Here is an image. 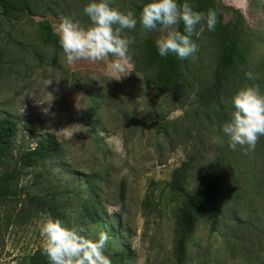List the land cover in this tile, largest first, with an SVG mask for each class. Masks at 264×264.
<instances>
[{"label":"rangeland","instance_id":"374dc122","mask_svg":"<svg viewBox=\"0 0 264 264\" xmlns=\"http://www.w3.org/2000/svg\"><path fill=\"white\" fill-rule=\"evenodd\" d=\"M35 2L36 13L10 20L0 15V119L18 124L14 157L0 161V174H18V196L0 205V264H23L42 248L43 211L31 196L56 205L67 215V226L83 227L87 236L106 231L108 249L123 253L117 264H177L180 200L170 182L185 162L193 165L191 190L206 175L217 176L222 208L216 231L211 221L199 219L185 264H264V136L246 155L240 146L233 151L222 132L234 95H222L217 104L209 94L225 50L217 30L204 25L199 38L192 37L199 50L188 58L186 84L157 94L146 74L164 66L155 45L160 33L139 23L150 0H109L137 19L135 29L122 31L134 43L131 72L120 80L107 61L69 65L63 50L47 42L39 28L47 19L56 31L62 17L87 28L91 22L83 9L91 0ZM185 2L195 11L216 10L236 28L241 67L264 79V0ZM48 133L61 143L62 158L21 169L20 153ZM87 198L96 202L98 223L83 217Z\"/></svg>","mask_w":264,"mask_h":264},{"label":"clouds","instance_id":"9594fccd","mask_svg":"<svg viewBox=\"0 0 264 264\" xmlns=\"http://www.w3.org/2000/svg\"><path fill=\"white\" fill-rule=\"evenodd\" d=\"M83 11L90 19V26L86 28L74 18L62 17L56 29L67 63L107 61L114 79L120 80L131 72L129 48L134 41L122 36V31L136 28L134 12L120 11L110 6L109 0H91ZM181 21L183 33L178 30ZM218 22L216 10L195 11L189 3L179 4L178 0H150L143 6L139 20L145 31L160 33L155 41L160 57L175 53L180 59L194 57L199 46L192 37L198 39L204 25L208 31H215ZM197 26H201L200 31ZM246 76L256 79L251 71ZM231 103L233 110L222 132L233 151L240 146L247 155L264 136V93L259 85H248L234 94ZM217 142L222 144L223 139ZM39 228L42 254L49 264H112L107 254L110 236L106 231L92 238L84 234L83 227L70 228L44 212L40 214Z\"/></svg>","mask_w":264,"mask_h":264},{"label":"trees","instance_id":"16d2710c","mask_svg":"<svg viewBox=\"0 0 264 264\" xmlns=\"http://www.w3.org/2000/svg\"><path fill=\"white\" fill-rule=\"evenodd\" d=\"M178 3L183 4L185 0H178ZM36 8L35 0H0V15L7 20L20 14L36 13ZM202 10L203 7L201 6L200 11ZM218 21L216 30L225 45V50L214 73V85L209 91L214 103L220 104L219 100L222 95H234L237 92L235 86L241 84H257L260 86L261 92L264 93V79H248L246 73L250 71L249 68L247 66L241 67L244 57L239 50L240 40L237 29H230L228 24L219 17ZM38 25L46 41L56 49L63 50L59 42V34L55 31L52 23L44 19L39 21ZM178 30L181 33L184 32L182 21L178 25ZM187 71L188 58L180 59L175 53H169L165 57L164 66L156 72H147L146 78L148 83L157 91V94L174 92L186 84ZM17 133L18 124L14 119L10 117L0 119V161L14 157ZM62 155L63 149L58 138L48 133L38 141L34 148L20 153L19 164L21 169L34 168L52 160L61 159ZM192 167L191 162H185L174 170L170 182L172 191L180 200L174 243V256L177 264H185L187 261L189 242L199 219L211 221L212 230L216 231L222 216L221 188L217 176L212 173L206 175L198 188L191 190L189 189V179ZM17 180L18 174L15 170L0 174V205H5L18 196ZM31 200L39 211L49 212L54 218H59L66 224L67 215L56 205L44 201L39 196H31ZM83 208L84 218L87 217L95 223L100 222L94 199H85ZM107 254L110 255L112 264H117L123 257L122 252L113 249H108ZM23 264H49V261L42 254V248H40Z\"/></svg>","mask_w":264,"mask_h":264}]
</instances>
